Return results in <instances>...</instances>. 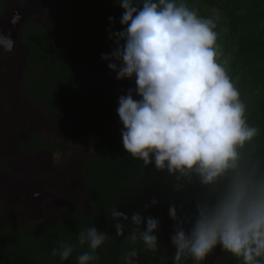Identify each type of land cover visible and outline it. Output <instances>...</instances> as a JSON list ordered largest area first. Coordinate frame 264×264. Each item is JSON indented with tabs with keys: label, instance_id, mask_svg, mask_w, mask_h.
<instances>
[{
	"label": "clouds",
	"instance_id": "1",
	"mask_svg": "<svg viewBox=\"0 0 264 264\" xmlns=\"http://www.w3.org/2000/svg\"><path fill=\"white\" fill-rule=\"evenodd\" d=\"M122 9L121 30L106 29L111 51L101 54L117 81L134 80L118 97L123 149L133 159L172 178L174 192L192 190L193 210L168 208L173 264H202L217 247L241 264H264V148L261 130L250 124L247 106L229 75L230 57L218 43L217 19L199 15L186 0H114ZM21 19L17 12L10 23ZM110 25L113 17H108ZM11 34L0 48L11 51ZM137 97V98H134ZM155 199L152 204H156ZM183 209V204L179 206ZM115 235L146 250L159 247V220L113 206ZM143 226V227H142ZM112 237L96 226L81 230L77 245L60 243L52 255L67 260L76 246L87 250L78 264L99 260ZM137 264L135 247L122 257Z\"/></svg>",
	"mask_w": 264,
	"mask_h": 264
},
{
	"label": "trees",
	"instance_id": "2",
	"mask_svg": "<svg viewBox=\"0 0 264 264\" xmlns=\"http://www.w3.org/2000/svg\"><path fill=\"white\" fill-rule=\"evenodd\" d=\"M48 1L49 14L57 20L45 26L26 25L23 30L22 38L28 47L26 64L32 71L24 78V88L30 101L42 104L43 113L59 122L64 135L77 142L97 143L95 152L82 164L81 172L89 192L90 214L84 217L65 210L56 223L44 227L29 223L19 229L11 225L12 218L0 207V264H78L77 256L87 250V245L76 246L64 261L59 255L53 256L52 251L62 242L77 245L79 232L89 226H96L112 237L97 250L99 260L93 264H123L122 257L133 247L146 257V264H173L175 249L169 236L174 222L168 215L169 204L175 203L182 216L190 213L194 192H174L172 178L166 172H157L152 165L146 167L123 149L120 131L123 125L116 109L118 97L135 86L134 80L117 81L107 61L100 58L112 48L106 29L121 30L122 9L114 0ZM186 3L198 9L201 16H218V43L225 56L230 57L229 75L247 106L249 123L261 130L258 143L264 148V0H186ZM110 16L114 18L111 25ZM80 67L88 68L94 79L95 86L90 90L81 88L74 76ZM35 142L36 146H44L31 136L29 144ZM46 148L65 150L54 144ZM147 187L146 195L138 198L139 191ZM151 194L160 200L154 215L160 222L156 233L159 247L155 253L146 250L142 241L132 245L123 236L117 237L116 222L111 219L113 206L127 213L128 201L133 198L137 212V203ZM129 222H123L125 236ZM183 264L193 262L189 259ZM202 264H207V259ZM221 264H241V261L223 252Z\"/></svg>",
	"mask_w": 264,
	"mask_h": 264
},
{
	"label": "flooded vegetation",
	"instance_id": "3",
	"mask_svg": "<svg viewBox=\"0 0 264 264\" xmlns=\"http://www.w3.org/2000/svg\"><path fill=\"white\" fill-rule=\"evenodd\" d=\"M41 2L43 4H49L48 0H3V8L0 10V32H3L4 34L10 33L14 41V47L11 51H4L2 48H0V173H4L3 168L8 169V165L19 163L20 166H14H18L20 170H24V164L25 162H27V160L31 161L32 163L28 172V176H24V180H22L23 182L20 183L14 181V184L17 185L16 188L5 187V189H0V203L3 202L1 197L7 200L8 192H13L15 195V199H18L20 196H24L26 200L23 201V203L21 202L23 206L21 210L23 209L24 211L25 209L32 208V203L35 202L37 208L32 210L33 213L37 214L36 216L43 217L45 220L51 221V223L49 224H52L58 222L61 219L62 212L65 210H71L72 212L84 217L90 214L91 205L89 202V192L81 177V172L82 164L95 152L97 143L93 141L77 142L69 138L68 136L64 135L60 130V127L58 126L59 122L51 116L49 117L53 119V121L57 125L55 128L58 137L57 140H46L42 136L34 133H26V135L24 136H14L9 133L10 126H12L11 122L9 123V120H11L14 115L24 114L26 119H28V116H32V114L27 113L28 110H26L25 106L29 105L30 103H32V105L40 104L30 101L27 97V91L24 88L26 81H24V78L26 75L31 74L32 71L27 68L28 66L26 62L28 56V47L27 44L23 41L22 37L23 30L26 25L37 26L34 23V19L37 18L38 15H41ZM17 12L20 14L21 19L15 24L10 23L11 18ZM20 50L23 51V56L19 54ZM22 64L24 67H26V71L21 70L20 72L19 68ZM74 76H76L81 88L83 89L90 90L95 86V82L91 74L89 76L90 79L87 78L85 81L82 79L81 76L76 75V71L74 72ZM16 96H20V100H18V102L16 101L17 99H15ZM4 105L7 106V109L3 107ZM40 105L42 106V104ZM31 136L37 137L41 142L44 143V146H36L37 142H35L34 145H30L29 142ZM9 140H11L12 145L10 150L11 154L7 152V148L1 147L4 146V142H7ZM69 142L91 144L92 146H94L93 151L92 153L84 151L85 155L83 152L79 151L78 154L75 156L76 160L74 166L68 167L65 170V174L60 175L55 171V167L57 165L53 164L51 159L54 158L56 154L65 153L66 147L64 146V143ZM49 144L60 145L65 148V150L61 151L58 148H53L52 150H49L46 148L49 146ZM40 154L49 159V162L46 163L47 167L43 162L38 161L37 158H35V156H38ZM73 168L75 169L74 172H76L75 178L72 176ZM39 175H42L41 181L36 182L35 179H37ZM49 175L52 176V179L46 182L45 178ZM68 176H71L70 180L68 181L69 183L63 184L62 180L66 181V177ZM71 183H73V185H71ZM48 187L52 188V190H54L60 196L59 199L55 200V198H53V195L46 190ZM70 187H79L78 194L76 192L77 199H75L77 203L78 201H82L80 193L81 189L87 192V199L85 202L86 211L84 213L76 211V206H70L69 204H67L68 200L65 195L66 191H68ZM33 191L36 192L34 193ZM32 192L33 194L30 195L31 199H29V193ZM6 194L7 196H5ZM44 199H46L47 201L42 206L40 205V202ZM153 199H155L157 203L155 204L153 209L149 210L147 213L149 214V216L154 217L157 204L160 202V200L157 199L155 194H151L148 198L142 200L141 202L138 201L139 204L137 203V212L141 214L144 205H151ZM144 216L146 217V212L144 213ZM220 252L221 261L217 262V264H221L223 260V252ZM138 259H143V264H146V257L144 255L138 254ZM208 260L210 261L209 257L207 258V264L209 262Z\"/></svg>",
	"mask_w": 264,
	"mask_h": 264
},
{
	"label": "rangeland",
	"instance_id": "4",
	"mask_svg": "<svg viewBox=\"0 0 264 264\" xmlns=\"http://www.w3.org/2000/svg\"><path fill=\"white\" fill-rule=\"evenodd\" d=\"M42 3V2H41ZM41 15H38L37 18L34 19V23L35 25H49L51 22H55V19L57 20L56 16H52V14L50 15L49 13V9H50V5L48 3H42V8H41ZM33 17V16H32ZM36 17V16H35ZM34 18V17H33ZM20 55L23 56V51L20 50L19 52ZM23 67V68H22ZM26 67L23 66V64L20 66V72L21 70L26 71L25 69ZM28 68V67H27ZM29 69V68H28ZM30 70V69H29ZM15 72V71H14ZM5 73V72H4ZM86 74V75H83ZM90 71L88 68L86 67H80L76 70V75H79L82 77V79L85 81L87 78L90 79ZM14 93V91H13ZM20 96H16L15 99H17L16 101L18 102ZM5 109H7V106H3ZM27 113L28 114H32V116H28V119H26L25 115L23 114H16L12 117L11 120H9V123L11 122L12 126H10V130L9 133L11 135L14 136H18V135H26V133L31 134H38L40 136H42L44 139H48L51 141H54L58 139L57 137V132H56V124L53 121V119H51L49 116H46L43 113L42 110V106L40 104H34L32 105V103H30L29 105L25 106ZM7 112V111H6ZM8 129V128H7ZM11 140L4 142V146L1 147H5L7 148V152L9 154L10 150H11ZM64 146L66 147V152L63 154H56L54 156V158L51 159V161L53 162V164L57 165L55 167V171L60 174V175H64L65 174V170L70 167V166H74L75 164V156L78 154V152H83L87 151L88 153H92L93 151V147L91 144H81V143H73V142H69V143H64ZM85 155V153H84ZM1 157V155H0ZM35 158H37L38 161H41L45 164V166L47 167V162H49V159L47 157H44L43 155H38L35 156ZM14 165H19V163H15L12 165H8V169L3 168V172L5 173H0V189H5L6 188H16L17 185L14 184V181L16 182H20L22 183L24 180V176H28V172L30 170V166L32 165L31 161L27 160V162H25L24 164V170H20L19 167H15ZM74 168H73V172H72V176L75 178L76 172H74ZM4 175V176H1ZM71 176L66 177V181L62 180L63 184H68L69 180H70ZM42 178V175H39L37 177L36 182H40ZM52 179V176L49 175L48 177L45 178V181H49ZM75 180V179H74ZM71 185H73V183H71ZM23 186V185H21ZM32 188V187H31ZM81 189V188H80ZM50 194L53 195V198H55V200L59 199V195L52 190V188L48 187L46 189ZM78 190L79 187H75V188H71L68 189V191H66V195L65 197L68 200V203L70 206L74 205L76 206V211L84 213L86 211L85 209V202L87 199V192L83 189H81L80 193H81V199L82 201H75V199H77V194H78ZM149 190V187L145 188L144 190H142L141 192L139 191L138 193V198L141 196H145L147 191ZM34 193L36 191H33ZM29 193V199H31L30 195L33 194ZM77 192V194H76ZM7 196V194L5 195ZM9 198V200H8ZM80 198V197H79ZM2 205L0 203V207L1 209L3 208V210L7 213V217L12 218L11 219V225L13 227L16 228H22L25 227L26 224L32 223V224H36L37 226L40 227H44L47 224L51 223V221L49 220H45L43 217H39L36 216L37 214L33 213V209H36V205L35 202H33V207L30 209H25L23 211V209L21 210V208L23 207L21 202L23 203V201L26 200V198L24 196H20L18 199H15V195L13 192H8V196H7V200H5L4 198H2ZM133 198H130V200L128 201V209H127V213H125L126 215L129 216V221L131 218V215L134 213V210L136 209V206L133 205L135 204V202L131 201ZM15 200V201H12ZM47 200L44 199L43 201L40 202V205H44L45 202ZM8 202V203H7ZM116 202V201H115ZM5 208H4V207ZM155 206V204L151 205H144L143 210L141 212V215L144 216V213L146 212V217L149 216V214L147 213L149 210H152L153 207ZM66 207V206H64ZM63 207V208H64ZM21 210V211H20ZM221 249L219 247L216 248V250L209 256L210 261L208 262V264H217V262L221 261ZM144 260L143 259H137V264H143Z\"/></svg>",
	"mask_w": 264,
	"mask_h": 264
}]
</instances>
